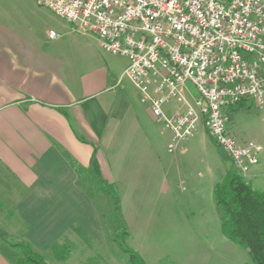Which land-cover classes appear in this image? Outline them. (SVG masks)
<instances>
[{
	"label": "crops",
	"instance_id": "obj_1",
	"mask_svg": "<svg viewBox=\"0 0 264 264\" xmlns=\"http://www.w3.org/2000/svg\"><path fill=\"white\" fill-rule=\"evenodd\" d=\"M127 65L107 57L93 36L55 22L35 0H0V193L11 195L33 245L73 227L81 237L96 231L87 228L98 222L86 196L93 185L119 195L125 220L149 225L171 178L161 141L167 136L168 152L170 136L121 77ZM186 96L191 100L188 89ZM258 159L243 178L264 191L257 185L262 152ZM5 251L0 245V264H13Z\"/></svg>",
	"mask_w": 264,
	"mask_h": 264
},
{
	"label": "built area",
	"instance_id": "obj_2",
	"mask_svg": "<svg viewBox=\"0 0 264 264\" xmlns=\"http://www.w3.org/2000/svg\"><path fill=\"white\" fill-rule=\"evenodd\" d=\"M35 1L93 36L105 53L128 60L121 77H130L169 134V153L201 121L241 175L258 164L261 148L239 144L226 127L232 107L249 99L264 105V0ZM188 83L198 98L188 100ZM175 101L167 116L164 106Z\"/></svg>",
	"mask_w": 264,
	"mask_h": 264
},
{
	"label": "rangeland",
	"instance_id": "obj_3",
	"mask_svg": "<svg viewBox=\"0 0 264 264\" xmlns=\"http://www.w3.org/2000/svg\"><path fill=\"white\" fill-rule=\"evenodd\" d=\"M42 9L55 22H65ZM105 55L118 64H128L125 57ZM123 79L129 81L127 77ZM186 89L193 98L199 97L191 84L188 83ZM177 104L172 102L168 108H175ZM241 104L246 109L229 117L226 130L235 141H251L261 148L262 178L257 185L262 184L259 187L264 189V105L259 106L253 99ZM166 138L161 141L171 178L146 226L134 222L135 218L131 221L123 218L118 208V194H100L101 189L93 185L86 196L98 214V222L87 228L98 234L92 232L81 237L73 227V231L59 240L33 245L23 235L27 226L17 224L19 215L9 201L11 195L1 191L0 245L6 248L11 261L13 255L21 254L20 246L28 244L47 264H130L131 251L145 264H253L246 250L223 234L221 211L214 198V189L233 165L230 159L208 136L201 121L196 124L192 137L176 145L175 155L167 152ZM182 149H185L183 153ZM144 212L145 220L148 211ZM63 243H70L74 250L66 260L58 261L54 253H63L66 249L52 247Z\"/></svg>",
	"mask_w": 264,
	"mask_h": 264
},
{
	"label": "trees",
	"instance_id": "obj_4",
	"mask_svg": "<svg viewBox=\"0 0 264 264\" xmlns=\"http://www.w3.org/2000/svg\"><path fill=\"white\" fill-rule=\"evenodd\" d=\"M246 109L241 103L229 111ZM216 206L221 211L223 234L241 246L253 264H264V191L255 189L232 167L214 189ZM127 235V233L125 232ZM65 248L63 253H54V258L64 261L74 250L70 243L57 244L52 248ZM21 254L13 258V264H47L30 246L21 245ZM130 264H145L134 252H129Z\"/></svg>",
	"mask_w": 264,
	"mask_h": 264
},
{
	"label": "bare ground",
	"instance_id": "obj_5",
	"mask_svg": "<svg viewBox=\"0 0 264 264\" xmlns=\"http://www.w3.org/2000/svg\"><path fill=\"white\" fill-rule=\"evenodd\" d=\"M130 80V77H127ZM131 81V80H130ZM132 82V81H131ZM134 84V83H133Z\"/></svg>",
	"mask_w": 264,
	"mask_h": 264
}]
</instances>
